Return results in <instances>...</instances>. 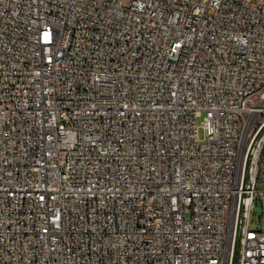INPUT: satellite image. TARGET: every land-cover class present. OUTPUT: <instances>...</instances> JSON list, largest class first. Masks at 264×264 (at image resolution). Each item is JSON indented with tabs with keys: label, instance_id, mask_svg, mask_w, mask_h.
I'll list each match as a JSON object with an SVG mask.
<instances>
[{
	"label": "built area",
	"instance_id": "built-area-1",
	"mask_svg": "<svg viewBox=\"0 0 264 264\" xmlns=\"http://www.w3.org/2000/svg\"><path fill=\"white\" fill-rule=\"evenodd\" d=\"M257 196L264 0H0V264H264Z\"/></svg>",
	"mask_w": 264,
	"mask_h": 264
},
{
	"label": "rangeland",
	"instance_id": "rangeland-1",
	"mask_svg": "<svg viewBox=\"0 0 264 264\" xmlns=\"http://www.w3.org/2000/svg\"><path fill=\"white\" fill-rule=\"evenodd\" d=\"M201 137H203L202 134ZM263 226H264V206L257 196L251 216V228L254 230H260L263 228Z\"/></svg>",
	"mask_w": 264,
	"mask_h": 264
}]
</instances>
